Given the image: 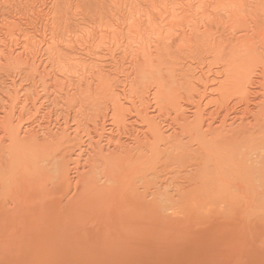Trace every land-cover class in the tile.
I'll return each mask as SVG.
<instances>
[{"label":"bare ground","instance_id":"6f19581e","mask_svg":"<svg viewBox=\"0 0 264 264\" xmlns=\"http://www.w3.org/2000/svg\"><path fill=\"white\" fill-rule=\"evenodd\" d=\"M53 1L0 9V264H264V0Z\"/></svg>","mask_w":264,"mask_h":264},{"label":"rangeland","instance_id":"374dc122","mask_svg":"<svg viewBox=\"0 0 264 264\" xmlns=\"http://www.w3.org/2000/svg\"><path fill=\"white\" fill-rule=\"evenodd\" d=\"M3 1H5V0H3ZM3 1L0 0V9L2 11L4 9H7L8 10V6H6L7 4H5V6H3V4H4ZM54 1H53V4L52 3H50V4L55 5V6L59 4L58 6H56L57 10L59 9L58 11H56V13H59L61 15V17L63 15V19H64V17H66L67 19L69 18L67 21L65 20L66 18L64 20H62V18L60 17V15L57 14L59 16L58 17L59 18V20H58L59 23H62L63 21H65L69 25L70 24L71 25L73 24V26L76 24L75 22L78 23L77 20H79V22H81L83 20L89 21L88 19H92L95 15L99 14L100 11L105 12L107 10V8H108V5H109V3H107L109 0H73V2H71L72 0H56V2L58 1L57 2L58 4L56 2H55L56 3L55 4ZM67 1L71 2V5H68L70 3L67 2ZM72 4L73 5L76 4L77 6L75 5V7H74ZM52 5H50V6H52ZM68 6H73L75 9L79 6L80 8L79 7L77 8L78 11H79V9L81 11V13H80V11L78 12L79 16L73 14V18H72V13L69 12L70 10H69ZM66 8H68V9L66 10ZM7 10H4V12L7 11ZM66 12H67V15H68V12H69L71 16L70 15H68L69 17L67 15L65 16ZM100 13H102V12H100ZM76 16H78L79 18L76 17ZM80 16H82V18ZM70 18H71V21H69Z\"/></svg>","mask_w":264,"mask_h":264}]
</instances>
